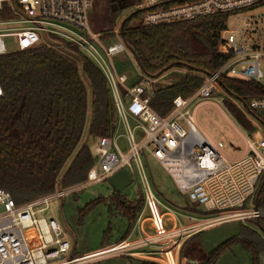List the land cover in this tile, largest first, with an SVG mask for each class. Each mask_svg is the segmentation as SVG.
Instances as JSON below:
<instances>
[{
	"label": "built area",
	"instance_id": "1",
	"mask_svg": "<svg viewBox=\"0 0 264 264\" xmlns=\"http://www.w3.org/2000/svg\"><path fill=\"white\" fill-rule=\"evenodd\" d=\"M93 2L0 0V56L39 45L57 50H63L67 44L74 45L104 76L117 113L113 136L99 139L93 148L95 162L85 182L67 189L58 185L52 193L20 205L15 204L8 192L0 189V264H76L120 254L155 264H180L179 253L185 240L197 233V230L193 231L197 228L196 222H202L200 230H204L214 223L264 217V210H257L254 200L264 175V120L257 114L258 111L264 112V96L247 98V109L236 107L251 124L254 122L250 117H255L263 131V137L257 142L246 141L245 153L237 159H226L221 153L223 145L215 144L200 134L188 113L190 106L210 103L209 98L222 92L219 80L223 76L264 86V15L256 18L245 16L240 27L233 31L223 28L219 32L217 51L225 57V63L214 74L203 76L200 87L190 97L173 99L170 112L160 117L150 107L149 86L154 80L139 72L141 83L128 84L127 77L118 74L111 64V59L117 55L132 56L123 43L119 24L110 33V38L90 34L88 39L68 27L90 33L88 13ZM255 7H264V0H141L137 6L144 12V27L215 16L227 18ZM5 39H14L13 51L7 49ZM111 39L115 41L113 44H101ZM130 120L136 124L135 129L140 130L142 141L138 144L135 143L134 129L128 125ZM119 128H124L130 155H122L116 145ZM142 151L165 172L178 193L187 194L189 201L203 211H216L218 215L227 216L203 219L183 215L194 223L182 226L174 211L162 204L145 179L139 156ZM131 161L140 176L143 199L134 230L140 236L146 218L152 232H145L146 236L135 241H124L82 258L66 259L70 245L63 238L61 225L40 215L49 209L53 200H61L86 185L104 182L120 169L131 170ZM248 203L250 211H232L243 209ZM31 228L36 236L34 247L27 245L22 234Z\"/></svg>",
	"mask_w": 264,
	"mask_h": 264
},
{
	"label": "trees",
	"instance_id": "2",
	"mask_svg": "<svg viewBox=\"0 0 264 264\" xmlns=\"http://www.w3.org/2000/svg\"><path fill=\"white\" fill-rule=\"evenodd\" d=\"M140 2L102 0L92 9V28L98 31L96 34L110 38L115 27L122 24V39L142 75L157 79L175 71L166 74L170 79L166 86H157L158 82L149 86L150 107L165 117L173 99L190 97L200 87L203 76L214 74L225 63L217 47L226 17L144 27V12L136 9ZM132 8L135 9L120 23L124 11ZM219 84L224 93L240 100L246 109L247 98L264 96V86L255 82L223 76ZM0 88V189L20 205L52 193L58 185L67 189L85 182L95 162L91 147L101 138H111L117 124L108 84L96 65L74 45H64L63 50L39 45L0 56ZM224 103L241 128L253 131L236 106ZM90 139L92 146L87 145ZM254 200L255 208L264 210V175ZM109 202L128 220L124 240L141 212L142 195L130 202L114 192ZM185 211L204 218L218 216V212L200 210L198 205L186 207ZM244 222L247 226H240L237 236L203 256L196 250L200 233L188 238L180 258L188 259L187 264H215L224 251L241 246L257 264L258 255L264 252V217ZM188 246L191 253L186 250ZM195 255L198 258L193 263Z\"/></svg>",
	"mask_w": 264,
	"mask_h": 264
},
{
	"label": "rangeland",
	"instance_id": "3",
	"mask_svg": "<svg viewBox=\"0 0 264 264\" xmlns=\"http://www.w3.org/2000/svg\"><path fill=\"white\" fill-rule=\"evenodd\" d=\"M101 3L102 0H94L92 9L99 4L101 5ZM92 9L88 13V28L90 33L82 32L72 26H68L71 30L87 37L88 39L91 37L90 34H96L98 32L92 28ZM134 9L132 8L124 11L119 22L121 23L122 19ZM263 15L264 7H255L251 10L239 12L237 15H229L225 19L223 28L224 30L233 31L240 27L245 16L256 18ZM4 19L7 20L6 17ZM114 42L115 41L111 39L109 41L101 42V44L103 46H108ZM5 45L8 50L13 51L15 48L14 39H5ZM111 64L114 66L118 74L121 73L127 77L128 84H135L138 81L140 82L139 70L132 56H127L124 53L117 55L111 59ZM171 72L175 71L171 70L159 76L157 79H153L154 81L152 83L158 82L157 86H166L170 82V79L166 74ZM178 73L182 72L178 71ZM88 100L90 102V98H88ZM208 100L210 103H203L196 107L195 105L190 106L188 113L191 114L193 125L200 134L215 144L221 143L223 145L221 153L226 159L239 158L245 153L247 140L257 142V140L263 137V131L260 130L259 124L257 123L258 121L255 117H250L251 121L254 122V124L252 123L253 131H246L235 122L226 109L224 101L240 108L243 106V103L240 100L228 96L223 91L212 96ZM246 100L245 103L249 104L248 99ZM89 102L86 120L87 127L90 110ZM257 114L262 120H264L263 111H258ZM128 125L131 129H134L135 143H140L142 141L140 130L135 129L136 124L131 120L128 122ZM183 127L187 130L185 126ZM116 136V145L121 154L130 155L131 148L127 143L124 128H119ZM148 147L152 148L150 145ZM91 149L93 148L91 147ZM139 156L144 177L152 191L160 198L162 204L174 211L182 226L193 224L194 222L188 221L182 216H190V214L186 213L185 208L192 207L196 204L189 201L187 194L178 193L170 178L160 169L158 164L146 154V152H140ZM130 163L131 170L127 168L125 169V172L131 179L132 183L120 193V196L127 201L136 202L142 195L141 180L133 161ZM66 167L67 166L65 165V169ZM113 195L114 191L106 181L94 185H86L84 189L79 190L74 194H68L61 200L56 199L51 201L49 209L40 215L48 220L54 219L61 225L63 238L70 245V250L65 254L66 259L82 258L89 254L97 253L101 249L103 250L111 245L117 244L125 236L128 229V220L122 215H119L114 206H111L109 199H111ZM198 208L200 210L202 209L199 206ZM109 210H111L110 213ZM240 210L241 209L236 208L232 211L237 212ZM250 210V204L248 203L244 211ZM146 214L147 212L145 215ZM192 216L198 217L196 215ZM226 216L227 214H221L212 218ZM200 218L205 219L204 217ZM196 223L198 224L197 228L193 231L197 230L195 232H200L197 236L199 243L196 250L201 256L216 249L226 240L237 236L240 231V226H247V223H245L244 220H230L225 223H214V225L204 230H200L203 228V226H201L202 222ZM249 227L254 229L252 226ZM106 233L107 235L104 236ZM22 234L29 247H34L36 245L34 229L31 228L24 230ZM146 235L145 228L140 236L135 235L134 230L131 229L128 234V239L136 240ZM190 249L191 246L186 248V250L191 253ZM196 258H198L197 255H195L194 258L195 262H197ZM181 260L179 253L180 264H187L189 261L188 259H184L183 262ZM76 264H141V262L140 260L120 254L101 256L96 259ZM215 264H253V262L251 256L241 246H234L233 248L224 251L218 257ZM257 264H264V252L258 255Z\"/></svg>",
	"mask_w": 264,
	"mask_h": 264
},
{
	"label": "water",
	"instance_id": "4",
	"mask_svg": "<svg viewBox=\"0 0 264 264\" xmlns=\"http://www.w3.org/2000/svg\"><path fill=\"white\" fill-rule=\"evenodd\" d=\"M122 31V24L120 25V33ZM199 40L203 41L201 38H199ZM123 43L125 44V42L123 41ZM126 45V44H125ZM127 47V45H126ZM128 48V47H127ZM129 49V48H128ZM129 51L131 52V50L129 49ZM264 115V112H263ZM92 140H89V143L87 144L88 146L92 145ZM106 182L109 184V186L113 189V191L115 193H122L129 185H131V179L129 178V176L127 175V173L120 169L118 170L116 173H114L113 175H111ZM256 202V201H255ZM184 261V259H183ZM182 261V262H183Z\"/></svg>",
	"mask_w": 264,
	"mask_h": 264
},
{
	"label": "crops",
	"instance_id": "5",
	"mask_svg": "<svg viewBox=\"0 0 264 264\" xmlns=\"http://www.w3.org/2000/svg\"><path fill=\"white\" fill-rule=\"evenodd\" d=\"M145 225H144V228H145V232L147 233V234H150L152 231H151V229H150V227H149V223H148V219H146L145 218ZM168 227H169V225H168ZM132 230H134V226H133V228H132ZM134 232H135V235H136V231L134 230ZM200 233V232H199ZM196 235L198 234V233H195ZM192 236H194V235H192ZM137 240V239H136ZM124 241H127V242H132V241H135V240H130V239H128V237H126L124 240H121V241H119L117 244H114V245H111V246H115V245H118V244H120V243H122V242H124ZM111 246H109V247H111ZM106 249V248H105ZM102 250V249H101ZM104 250V249H103ZM99 252V251H98ZM89 255H91V254H89ZM137 260H140V259H137ZM182 261V260H181ZM140 262H146V263H149V264H155V263H152V262H148V261H143V260H140Z\"/></svg>",
	"mask_w": 264,
	"mask_h": 264
},
{
	"label": "flooded vegetation",
	"instance_id": "6",
	"mask_svg": "<svg viewBox=\"0 0 264 264\" xmlns=\"http://www.w3.org/2000/svg\"><path fill=\"white\" fill-rule=\"evenodd\" d=\"M183 259H185V258H182V261H183ZM191 261H192V260H191ZM192 262H193V263H196L195 260H193Z\"/></svg>",
	"mask_w": 264,
	"mask_h": 264
}]
</instances>
